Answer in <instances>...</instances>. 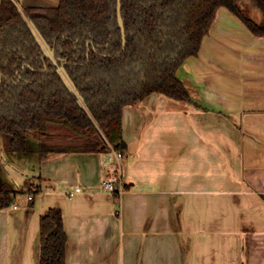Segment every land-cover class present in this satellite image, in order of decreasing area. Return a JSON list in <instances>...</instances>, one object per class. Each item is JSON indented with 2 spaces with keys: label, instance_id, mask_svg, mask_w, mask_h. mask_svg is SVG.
<instances>
[{
  "label": "crops",
  "instance_id": "0c3cea01",
  "mask_svg": "<svg viewBox=\"0 0 264 264\" xmlns=\"http://www.w3.org/2000/svg\"><path fill=\"white\" fill-rule=\"evenodd\" d=\"M176 76L191 101L151 93L122 108L119 195L102 185L106 152L40 159L30 138L15 160H31L35 175L14 188L39 191L0 209V264H39L51 208L61 211L65 264H264V36L220 7Z\"/></svg>",
  "mask_w": 264,
  "mask_h": 264
},
{
  "label": "trees",
  "instance_id": "16d2710c",
  "mask_svg": "<svg viewBox=\"0 0 264 264\" xmlns=\"http://www.w3.org/2000/svg\"><path fill=\"white\" fill-rule=\"evenodd\" d=\"M261 14L248 17L242 2ZM60 0L56 7H22L2 0L0 9V137L9 153L40 159L52 153L124 151L122 108L160 93L191 101L176 71L197 55L216 12L225 7L256 36H264V0ZM54 49L44 57L34 30ZM68 75L67 84L57 69ZM73 85L79 99L69 87ZM0 209L32 187L15 189L2 179ZM66 234L58 208L40 217L39 264H65Z\"/></svg>",
  "mask_w": 264,
  "mask_h": 264
},
{
  "label": "rangeland",
  "instance_id": "374dc122",
  "mask_svg": "<svg viewBox=\"0 0 264 264\" xmlns=\"http://www.w3.org/2000/svg\"><path fill=\"white\" fill-rule=\"evenodd\" d=\"M242 4L243 10L248 17L255 20L258 16H261L259 10L249 1H243ZM30 137L33 138L32 136ZM20 155L21 153H9L4 151L2 149V140L0 137V167L2 170L1 177L2 179L10 182L15 188L17 186L15 184V180H17L19 185H22L26 179L31 178L32 175H35L34 172L36 171V166L31 160H15V158H19ZM34 186V183L26 182L20 189H28L30 187L33 188Z\"/></svg>",
  "mask_w": 264,
  "mask_h": 264
},
{
  "label": "built area",
  "instance_id": "2783aa9c",
  "mask_svg": "<svg viewBox=\"0 0 264 264\" xmlns=\"http://www.w3.org/2000/svg\"><path fill=\"white\" fill-rule=\"evenodd\" d=\"M107 162L111 167V174L103 181V188L114 195H119L123 189L121 184L118 182L117 174L120 172L121 162L124 158V151L115 150L111 147L106 151ZM35 189V188H34ZM79 188H76V191H79ZM33 199V194L27 196V200L30 201ZM17 207L15 204L13 205Z\"/></svg>",
  "mask_w": 264,
  "mask_h": 264
},
{
  "label": "water",
  "instance_id": "95a60500",
  "mask_svg": "<svg viewBox=\"0 0 264 264\" xmlns=\"http://www.w3.org/2000/svg\"><path fill=\"white\" fill-rule=\"evenodd\" d=\"M116 13H117V20H118V25L119 28L121 30V35H122V43H123V47L125 45V29H124V23H123V19L121 16V0H117V7H116ZM32 28L34 30V34L35 37L38 41V43L42 46L43 48V55L44 57L52 60L54 63L57 62V59L54 57V49L50 48L49 45L45 44L41 35L39 34V32L35 29L34 25H32ZM58 72H60L63 76V81L65 84H67V80H68V75L66 74L64 67L60 66L57 69ZM68 85V84H67ZM70 91H72L79 99H81V95L79 94L78 90L71 85L69 87Z\"/></svg>",
  "mask_w": 264,
  "mask_h": 264
}]
</instances>
